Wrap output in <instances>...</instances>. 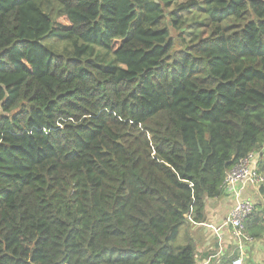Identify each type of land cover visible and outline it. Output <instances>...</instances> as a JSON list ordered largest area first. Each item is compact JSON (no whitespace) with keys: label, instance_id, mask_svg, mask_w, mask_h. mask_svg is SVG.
Masks as SVG:
<instances>
[{"label":"trees","instance_id":"1","mask_svg":"<svg viewBox=\"0 0 264 264\" xmlns=\"http://www.w3.org/2000/svg\"><path fill=\"white\" fill-rule=\"evenodd\" d=\"M49 3L0 0V264H196L172 242L263 154L264 0Z\"/></svg>","mask_w":264,"mask_h":264},{"label":"crops","instance_id":"2","mask_svg":"<svg viewBox=\"0 0 264 264\" xmlns=\"http://www.w3.org/2000/svg\"><path fill=\"white\" fill-rule=\"evenodd\" d=\"M259 162L264 161V154L258 156ZM240 200H251L255 204V213L264 209V203L255 187H245L240 191ZM236 197L232 192L216 200H207L205 204L206 222L192 224L190 228L184 227L185 236L189 234L196 244V264H201L210 259L211 262H231L232 256L238 254L236 246L231 241L230 229L225 227V222L232 210ZM221 228L217 233L213 228ZM186 238V237H185ZM264 252V233L253 243L245 245L243 251V264H264L261 255ZM231 259V260H230Z\"/></svg>","mask_w":264,"mask_h":264},{"label":"built area","instance_id":"3","mask_svg":"<svg viewBox=\"0 0 264 264\" xmlns=\"http://www.w3.org/2000/svg\"><path fill=\"white\" fill-rule=\"evenodd\" d=\"M248 155L240 160L226 175L224 185L225 192H232L237 198L229 216L225 222V227L230 229L231 241L237 243L235 247L238 254L231 261V264H243V251L245 245L253 243L252 238L245 234V220L255 212V204L251 200H240V191L245 187H259L264 183V176L258 171L259 155ZM213 228L212 226H210ZM216 233L221 228H213ZM201 264H219L211 262L210 259Z\"/></svg>","mask_w":264,"mask_h":264},{"label":"rangeland","instance_id":"4","mask_svg":"<svg viewBox=\"0 0 264 264\" xmlns=\"http://www.w3.org/2000/svg\"><path fill=\"white\" fill-rule=\"evenodd\" d=\"M42 1V4L44 6V8H46L47 10H49L51 8V5L49 3V0H41ZM190 19V18H189ZM190 20H188L189 22ZM56 24L60 27L62 26H66L68 25L64 19H58L56 20ZM262 153L264 154V147L262 149ZM187 244V239L185 238V234H184V231L183 229L181 228L180 231H179V234L178 236L176 237V239L172 242V246L174 248H177V247H181L183 245ZM234 246L238 247L237 246V243L234 241ZM261 260L264 261V252H263V255H261Z\"/></svg>","mask_w":264,"mask_h":264}]
</instances>
